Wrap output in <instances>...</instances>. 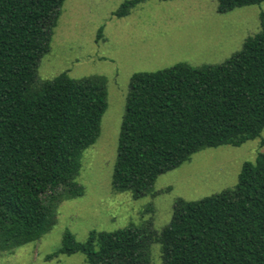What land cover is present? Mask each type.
Returning <instances> with one entry per match:
<instances>
[{"label": "trees", "instance_id": "16d2710c", "mask_svg": "<svg viewBox=\"0 0 264 264\" xmlns=\"http://www.w3.org/2000/svg\"><path fill=\"white\" fill-rule=\"evenodd\" d=\"M66 0H0V252L40 240L57 224V207L81 193L83 153L101 134L106 81L67 72L37 82ZM145 0L125 2L128 16ZM264 0H218V12ZM264 131V14L261 31L218 66L186 63L132 76L112 178L115 190L144 197L157 178L205 149L240 147ZM264 144V141H263ZM264 264V154L245 162L234 190L200 201L178 200L158 233L129 227L66 231L49 255L83 254L88 264Z\"/></svg>", "mask_w": 264, "mask_h": 264}, {"label": "rangeland", "instance_id": "374dc122", "mask_svg": "<svg viewBox=\"0 0 264 264\" xmlns=\"http://www.w3.org/2000/svg\"><path fill=\"white\" fill-rule=\"evenodd\" d=\"M129 0H66L51 41L41 59L37 82L67 72L71 78L106 81L108 109L97 142L82 155L75 178L81 193L57 207V224L40 240L0 252V264H88L79 253L46 258L62 247L66 231L78 242L92 232L129 227L161 233L172 220L175 203L200 201L234 190L245 162L264 154L262 137L240 147L202 150L178 168L160 175L146 196L117 191L112 184L121 125L131 78L186 63L218 66L241 51L261 31L260 5L221 14L218 0H145L125 17L116 13ZM151 264H162L161 247L152 246Z\"/></svg>", "mask_w": 264, "mask_h": 264}]
</instances>
